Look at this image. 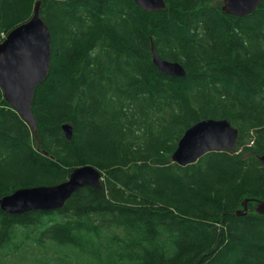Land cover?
Listing matches in <instances>:
<instances>
[{
	"label": "trees",
	"instance_id": "trees-1",
	"mask_svg": "<svg viewBox=\"0 0 264 264\" xmlns=\"http://www.w3.org/2000/svg\"><path fill=\"white\" fill-rule=\"evenodd\" d=\"M36 1L0 0V42ZM39 1L50 67L31 103L36 136L0 90V198L83 165L102 172L101 189L57 210L0 209V264H264V0L243 17L222 0L152 12L133 0ZM151 45L185 76L160 72ZM206 118L236 127L237 147L173 162Z\"/></svg>",
	"mask_w": 264,
	"mask_h": 264
},
{
	"label": "water",
	"instance_id": "water-1",
	"mask_svg": "<svg viewBox=\"0 0 264 264\" xmlns=\"http://www.w3.org/2000/svg\"><path fill=\"white\" fill-rule=\"evenodd\" d=\"M262 0H223L226 13L243 17L255 10ZM145 11L162 10L164 0H133ZM153 63L160 72L173 77L185 76L184 67L177 61L159 56L151 45ZM51 59V33L40 15V1L33 6V14L12 28L0 42V90L3 97L20 117L29 124L36 136V120L31 103L35 88L48 74ZM67 139L72 138V127L61 126ZM235 133V132H234ZM236 134L222 123L202 119L191 124L177 142L171 159L182 166L197 161L210 151H230L237 143ZM264 164V155L261 157ZM101 187V172L92 165L76 167L66 181L53 186L24 187L0 198V208L9 214H20L30 210H50L61 206L69 194L78 186ZM260 209L264 211V203ZM242 214L241 212H238Z\"/></svg>",
	"mask_w": 264,
	"mask_h": 264
},
{
	"label": "bare ground",
	"instance_id": "bare-ground-1",
	"mask_svg": "<svg viewBox=\"0 0 264 264\" xmlns=\"http://www.w3.org/2000/svg\"><path fill=\"white\" fill-rule=\"evenodd\" d=\"M165 2V1H164ZM166 4V3H165ZM258 6V5H257ZM256 6V7H257ZM256 9V8H255ZM156 11V10H155ZM152 12V11H151ZM254 12V11H253ZM252 13V12H251ZM248 14H250V13H248ZM247 15V14H246ZM156 51V50H155ZM48 72H49V70H48ZM117 113V112H116ZM206 119H211L213 122H215V123H222L227 129H228V131H230L231 133H233V134H236V136L238 137V133H239V131H238V129L236 128V127H234V126H232L231 125V123L227 120V119H225V118H220V119H213V118H206ZM202 120V119H201ZM199 121V120H198ZM167 129V128H166ZM235 132V133H234ZM237 141H238V138H237ZM237 144L238 143H236V146L233 148V149H235L236 147H237ZM232 149V150H233ZM232 150H230V151H232ZM220 151H225V150H220ZM230 151H227V152H230ZM202 156H204V155H202ZM187 165V164H186ZM186 165H182V166H186ZM83 166H85V165H83ZM80 167V166H79ZM75 169V168H74ZM72 172V171H71ZM70 172V173H71ZM68 177H69V175H68ZM68 177H67V179H68ZM101 178H102V172H101ZM67 179H65L64 181H66ZM64 181H62V182H64ZM61 183V182H60ZM57 184H59V183H57ZM57 184H54V185H57ZM41 186H43V185H41ZM44 186H53V185H44ZM85 186H89V187H91V188H94V189H101V187L100 188H95V187H92V186H90V185H82V186H78L77 188H75L74 190H72V191H70L69 192V194L67 195V197L65 198V200H64V202H63V204L61 205V206H58V207H54V208H52V209H50V210H57V209H59V208H61L63 205H64V203L66 202V200L76 191V190H79L80 188H82V187H85ZM34 187H40V186H34ZM247 199L246 200H244L243 202H242V205H243V209L242 210H238V211H236L235 213L237 214V215H245L246 213H247V207H246V204H247ZM261 203H264L263 201H259L258 202V205L256 206V211H257V213H260V214H264V211L263 210H261L260 209V207H261ZM1 209V208H0ZM42 211H48V210H42ZM238 212H241L242 214H239ZM43 219V218H42Z\"/></svg>",
	"mask_w": 264,
	"mask_h": 264
}]
</instances>
